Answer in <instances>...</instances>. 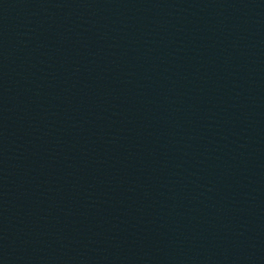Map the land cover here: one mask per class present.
<instances>
[{
	"label": "water",
	"instance_id": "95a60500",
	"mask_svg": "<svg viewBox=\"0 0 264 264\" xmlns=\"http://www.w3.org/2000/svg\"><path fill=\"white\" fill-rule=\"evenodd\" d=\"M0 264H264L220 0H0Z\"/></svg>",
	"mask_w": 264,
	"mask_h": 264
}]
</instances>
